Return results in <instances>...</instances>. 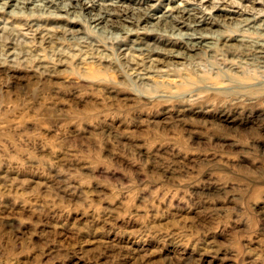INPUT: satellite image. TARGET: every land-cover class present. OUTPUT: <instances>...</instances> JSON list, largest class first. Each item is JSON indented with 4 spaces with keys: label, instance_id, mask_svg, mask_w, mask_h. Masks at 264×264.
Masks as SVG:
<instances>
[{
    "label": "rangeland",
    "instance_id": "374dc122",
    "mask_svg": "<svg viewBox=\"0 0 264 264\" xmlns=\"http://www.w3.org/2000/svg\"><path fill=\"white\" fill-rule=\"evenodd\" d=\"M0 264H264V0H0Z\"/></svg>",
    "mask_w": 264,
    "mask_h": 264
},
{
    "label": "bare ground",
    "instance_id": "6f19581e",
    "mask_svg": "<svg viewBox=\"0 0 264 264\" xmlns=\"http://www.w3.org/2000/svg\"><path fill=\"white\" fill-rule=\"evenodd\" d=\"M115 7V6H114ZM184 14L188 13V9L183 10ZM176 13V12H175ZM150 15V14H149ZM161 19V18H160ZM95 22H98L99 20H94ZM186 39L190 40V41H194L195 45H197L198 43L200 44V42L202 41L203 38H195L196 36L194 34H186ZM207 37V36H206ZM207 41V40H206ZM202 43V42H201ZM163 46V45H162Z\"/></svg>",
    "mask_w": 264,
    "mask_h": 264
}]
</instances>
